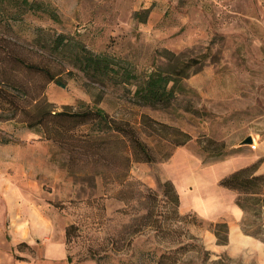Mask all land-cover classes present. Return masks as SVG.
I'll use <instances>...</instances> for the list:
<instances>
[{"label": "rangeland", "instance_id": "rangeland-1", "mask_svg": "<svg viewBox=\"0 0 264 264\" xmlns=\"http://www.w3.org/2000/svg\"><path fill=\"white\" fill-rule=\"evenodd\" d=\"M41 1L56 19L27 14L21 22L3 21L0 37L13 39L16 53L26 60L62 71L64 87L49 83L43 91L52 109L96 102L111 118L128 122L152 148L156 160L134 162L128 174L156 192L159 182L172 183L177 211L185 217L182 230L206 251L184 253V264H264V207L258 216L244 213L235 202L238 193L218 183L255 163V174H264V0ZM1 3L13 10L8 1ZM35 27L49 33L42 32L41 40L64 35L63 52L50 54L32 45ZM75 40L115 57L139 76L163 63L161 50L183 59L203 57V62L167 108L151 109L133 101L132 84L92 82L67 64ZM6 45L0 40V54ZM12 77L31 95L43 83L23 70ZM20 101L30 103L28 97ZM142 115L187 133L190 140L159 160L165 150L153 148ZM27 121L0 95V264H132L140 254L164 246L150 231L132 232L134 211L115 198L116 184L102 185L100 177L91 179L73 167L67 153L28 129ZM248 135L254 149L239 144ZM216 151L222 154L210 156ZM221 221L228 228L226 244H218L209 228ZM138 262L149 264L144 258Z\"/></svg>", "mask_w": 264, "mask_h": 264}, {"label": "trees", "instance_id": "trees-1", "mask_svg": "<svg viewBox=\"0 0 264 264\" xmlns=\"http://www.w3.org/2000/svg\"><path fill=\"white\" fill-rule=\"evenodd\" d=\"M6 1L13 10L9 12L4 9L0 0V23L21 22L27 14H48L52 19L57 18L55 12L41 0ZM32 32V45L45 49L50 54L63 52L64 46L67 45V40L62 34H53L41 40L43 34H49L48 31L35 27ZM0 40L7 43L0 54V63L6 62L0 67V86L4 90L2 92L0 89V95L5 103L12 110L25 114L28 129H33L63 149L73 167L84 169L91 179L100 177L102 185L118 186L115 198L134 211L132 232L150 231L164 243L158 251H147L146 256L140 254L132 264H142L138 260L143 258L149 264H184L183 254L186 252L206 254L196 238L188 236L186 231L182 230L180 223L185 217L177 211L178 194L171 182H159L156 192L130 179L128 171L132 163H150L156 160L152 148L139 137L135 129L126 121L111 118L96 102H79L77 108L66 105L59 111L52 109V105L44 98L43 91L49 83L64 87L59 76L62 71L52 70L47 65L19 56L14 49L13 39L5 40L0 37ZM73 49L67 64L84 73L92 82L132 84L133 101L139 106L151 109L167 108L175 95L185 90L183 80L200 68L203 62V57L183 59L170 51L161 50L159 56L163 63L154 65L146 75L139 76L133 74L128 67L119 65L115 57L107 53H94L80 41L73 42ZM19 70L42 78L43 83L39 85L38 92L31 95L24 85L15 81L12 75ZM27 97L30 103L23 106L20 99ZM141 125L150 131L147 135L152 138L153 148L165 150L159 160L168 158L173 149L190 140L187 133L147 115L141 116ZM200 148L202 152H207L205 147ZM209 154L220 156L222 153L216 151ZM256 168V163L240 168L221 178L218 183L238 193L235 202L244 213L250 212L258 216L259 210L264 207V174H255ZM134 201L141 208L134 209L129 204ZM209 228L218 244L227 243L228 228L225 222L211 223ZM72 229V225L66 228V238ZM243 230L245 233L256 235V232ZM182 236L185 243L181 241ZM260 239L264 240V237ZM172 242H175L176 246L166 245ZM212 264L221 263L214 261Z\"/></svg>", "mask_w": 264, "mask_h": 264}, {"label": "water", "instance_id": "water-1", "mask_svg": "<svg viewBox=\"0 0 264 264\" xmlns=\"http://www.w3.org/2000/svg\"><path fill=\"white\" fill-rule=\"evenodd\" d=\"M251 141H252V138H251L250 135H248V136H246L245 138H243V139L239 142V144H240V145H246V144L250 143Z\"/></svg>", "mask_w": 264, "mask_h": 264}, {"label": "built area", "instance_id": "built-area-1", "mask_svg": "<svg viewBox=\"0 0 264 264\" xmlns=\"http://www.w3.org/2000/svg\"><path fill=\"white\" fill-rule=\"evenodd\" d=\"M252 149H254L255 145L253 144H248Z\"/></svg>", "mask_w": 264, "mask_h": 264}]
</instances>
